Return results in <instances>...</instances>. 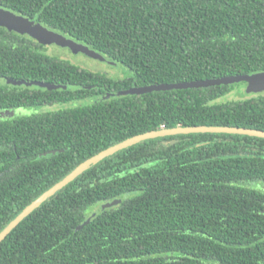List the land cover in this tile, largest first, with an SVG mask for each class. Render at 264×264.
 I'll list each match as a JSON object with an SVG mask.
<instances>
[{
    "label": "trees",
    "instance_id": "trees-1",
    "mask_svg": "<svg viewBox=\"0 0 264 264\" xmlns=\"http://www.w3.org/2000/svg\"><path fill=\"white\" fill-rule=\"evenodd\" d=\"M0 7L130 71L117 79L87 70L55 45L0 27V111L27 112L0 121V233L82 163L132 137L178 127L264 132V93L248 94L246 83L120 95L264 72V0ZM0 264H264V139L178 135L116 153L20 223L0 243Z\"/></svg>",
    "mask_w": 264,
    "mask_h": 264
},
{
    "label": "water",
    "instance_id": "water-1",
    "mask_svg": "<svg viewBox=\"0 0 264 264\" xmlns=\"http://www.w3.org/2000/svg\"><path fill=\"white\" fill-rule=\"evenodd\" d=\"M0 27L6 28L11 32L18 33L20 35H26L37 39L43 43L49 45H55L60 48L69 49L75 54H84L92 59L99 60L102 62H107L112 66H117L114 62H109L104 59V57L94 50L84 44L78 43L73 39L67 38L66 36L54 32L41 24H36L34 21L25 18L23 16L17 15L16 13L6 10L0 7ZM240 83H246V91L248 94H262L264 93V72L257 73L253 75H238L223 77L218 79L203 80V81H192L184 83H176L169 85H156L150 87L133 88L127 92H123L120 95H141L146 93H151L154 91H172V90H188V89H204L217 86H229ZM8 84L14 86H26L28 88L39 87L47 89L49 91H55L60 89H67L65 86L42 83V82H27V81H17L8 80ZM114 96V95H113ZM231 134V135H244L256 138L264 139V132L253 130V129H243V128H233V127H191V128H173V129H162L158 131H153L145 133L139 136L127 139L117 145H114L94 157L88 159L80 166H78L74 171H72L68 176H66L62 181L54 185L44 194H42L38 199L32 202L24 211L18 215L1 233H0V243L6 239V237L17 228V226L22 223L27 217H29L34 211L40 208L45 202L54 197L57 193L62 191L70 183L75 181L78 177L84 174L86 171L91 169L93 166L97 165L104 159L115 155L125 149L135 146L139 143L171 136L178 135H190V134ZM120 200H114L113 202L106 203L100 207L101 210H106L115 207L120 204ZM97 213H93L90 218H88L82 225H80L77 230H81L85 226L89 225Z\"/></svg>",
    "mask_w": 264,
    "mask_h": 264
},
{
    "label": "rangeland",
    "instance_id": "rangeland-1",
    "mask_svg": "<svg viewBox=\"0 0 264 264\" xmlns=\"http://www.w3.org/2000/svg\"><path fill=\"white\" fill-rule=\"evenodd\" d=\"M51 48L57 56L71 60V62L74 63L75 65L85 68L87 70L101 72V73L107 74L108 76L112 78H117V79H123L130 75V71L122 65L112 66L108 64L107 62H102L99 60L92 59L81 53L75 54L69 49L60 48L58 46H52ZM0 83H1V79H0ZM77 103L79 102L74 103L75 105L73 103L72 105H66V107L73 106V105L74 106L81 105ZM83 104H86V103H83ZM26 113L27 112L23 110L12 111V112L0 111V121L12 119L17 116L24 115Z\"/></svg>",
    "mask_w": 264,
    "mask_h": 264
}]
</instances>
